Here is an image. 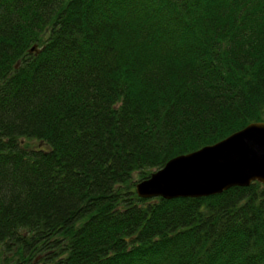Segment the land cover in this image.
Wrapping results in <instances>:
<instances>
[{"label":"trees","instance_id":"trees-1","mask_svg":"<svg viewBox=\"0 0 264 264\" xmlns=\"http://www.w3.org/2000/svg\"><path fill=\"white\" fill-rule=\"evenodd\" d=\"M256 122L264 0H0V264H264V185L135 193Z\"/></svg>","mask_w":264,"mask_h":264},{"label":"water","instance_id":"water-1","mask_svg":"<svg viewBox=\"0 0 264 264\" xmlns=\"http://www.w3.org/2000/svg\"><path fill=\"white\" fill-rule=\"evenodd\" d=\"M254 182L264 185L263 122L248 124L213 145L174 157L137 182L135 193L141 199L204 198Z\"/></svg>","mask_w":264,"mask_h":264},{"label":"bare ground","instance_id":"bare-ground-1","mask_svg":"<svg viewBox=\"0 0 264 264\" xmlns=\"http://www.w3.org/2000/svg\"><path fill=\"white\" fill-rule=\"evenodd\" d=\"M33 48V47H32ZM260 184V183H259Z\"/></svg>","mask_w":264,"mask_h":264}]
</instances>
